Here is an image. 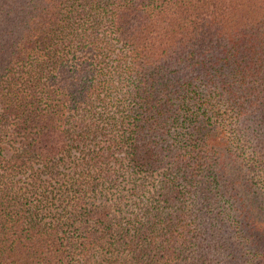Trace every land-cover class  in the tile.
<instances>
[{
	"label": "trees",
	"instance_id": "16d2710c",
	"mask_svg": "<svg viewBox=\"0 0 264 264\" xmlns=\"http://www.w3.org/2000/svg\"><path fill=\"white\" fill-rule=\"evenodd\" d=\"M0 264H264V0H0Z\"/></svg>",
	"mask_w": 264,
	"mask_h": 264
}]
</instances>
